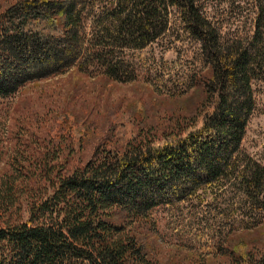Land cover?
<instances>
[{"label": "trees", "instance_id": "16d2710c", "mask_svg": "<svg viewBox=\"0 0 264 264\" xmlns=\"http://www.w3.org/2000/svg\"><path fill=\"white\" fill-rule=\"evenodd\" d=\"M253 2L251 25L230 38L198 0H112L93 16L89 38L86 0L0 5L1 99L92 66L96 76L134 80L121 76L116 50L143 49L168 36L174 12L199 42L203 64L190 83L199 92L196 103L162 129L153 123L123 144L103 142L76 165L67 160L73 148L67 156L51 142L32 155L15 152L0 182V264H166L146 249L152 209L225 186L257 217L227 229L208 253L172 264H264V166L242 145L256 108L253 81L264 82V0ZM209 255L220 258L208 261Z\"/></svg>", "mask_w": 264, "mask_h": 264}, {"label": "rangeland", "instance_id": "374dc122", "mask_svg": "<svg viewBox=\"0 0 264 264\" xmlns=\"http://www.w3.org/2000/svg\"><path fill=\"white\" fill-rule=\"evenodd\" d=\"M14 1L0 0V5ZM198 4L225 38L247 30L256 13L253 0H198ZM111 5L112 0H86V38L91 37L93 16L101 6ZM172 28L168 36L143 49L116 50L117 59L122 61L121 76L135 78L130 82L96 76L97 68L92 66L88 73L54 75L0 98V182L17 151L32 155L35 148L44 147L41 142H51L67 156L76 152L67 158L76 165L96 145L123 144L153 123L162 129V123L173 114L194 106L199 92L190 88V83L203 65L200 44L183 30L176 12ZM253 88L256 108L242 145L264 166V82L254 80ZM200 193L199 199L157 206L151 211L152 229L143 230L146 249L166 264L184 259L186 254L208 253L227 229L257 217L258 212L228 186ZM22 201L26 219V200ZM219 258L207 256L208 261Z\"/></svg>", "mask_w": 264, "mask_h": 264}]
</instances>
